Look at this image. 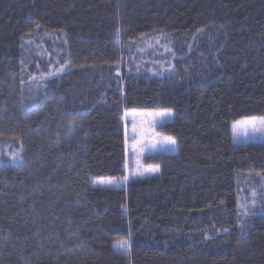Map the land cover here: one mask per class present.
Listing matches in <instances>:
<instances>
[{
  "label": "trees",
  "instance_id": "obj_1",
  "mask_svg": "<svg viewBox=\"0 0 264 264\" xmlns=\"http://www.w3.org/2000/svg\"><path fill=\"white\" fill-rule=\"evenodd\" d=\"M160 36L176 71L127 69L131 45ZM51 37L63 69L36 92L27 67ZM128 110L174 111L160 129L179 151L148 158L159 175L97 187L126 175ZM252 117L264 0H0V139L23 144L0 163V264H264V195L241 210L264 141L232 132Z\"/></svg>",
  "mask_w": 264,
  "mask_h": 264
},
{
  "label": "rangeland",
  "instance_id": "obj_2",
  "mask_svg": "<svg viewBox=\"0 0 264 264\" xmlns=\"http://www.w3.org/2000/svg\"><path fill=\"white\" fill-rule=\"evenodd\" d=\"M63 45L62 41H58L56 37H51L50 39H43L41 40L40 44L37 46L42 50L43 53H40L41 60L38 58L31 59L27 67V72L31 76L33 87L32 90L38 91L40 89V85L42 84L43 80H47L48 78L58 75L61 72V68L63 69V65L61 60L64 58V51L60 46ZM170 44L167 43L166 39H163V36L160 37H151V38H144L139 42L133 43L129 49V56L126 60L127 69L133 70V68H137L135 72H146L149 75L155 76H166L170 75L176 71L177 67V59L178 57L175 55L173 48H170ZM131 50V51H130ZM52 51L53 53H50ZM42 54V55H41ZM37 55V54H36ZM30 58L32 57V53L29 54ZM37 61L36 65V72L32 73V65L34 61ZM52 73L53 75H49ZM169 111L171 114L166 115L162 118H158L155 130L157 133L162 135H168L165 132L161 131V127L173 121L174 119V111L172 110H128L125 112H136V113H143V112H166ZM124 112V113H125ZM257 118L256 123L259 126V118ZM248 118H244L238 120L236 122H243L246 121ZM123 120L125 123V127L128 130V143H127V162H126V175L130 178L128 181L137 178H144V177H151L155 175H159L161 173V167L159 173L155 174H146L144 176H135L133 172L135 170V161L136 157L132 153L129 145L132 143V124H131V116L125 118L123 115ZM236 122H233L236 123ZM232 124V126H233ZM233 141L235 144L241 143H249V142H263L264 141V134L256 133L253 135L251 132L250 126L247 129V134L245 131L244 124H237L236 131H233ZM171 136V135H168ZM179 151V144L175 146L170 144H157L154 150H149L144 153L143 157L141 158V163L144 166L149 164L156 165L154 163L148 162V158L156 156L158 154H177ZM19 154L21 159L12 162V157L15 154ZM22 153H23V144L20 140H10V139H0V163H5L8 161L9 164H17L22 160ZM100 179V178H99ZM98 180V179H95ZM117 183L112 184H102V183H94L97 187H105V188H115L119 187L128 181H124L121 179H116ZM252 192L249 198H245L243 202L245 205L241 209L243 216H246L244 213L247 212V215L251 213V209L253 210L259 199H261V195H264V177H261L259 180L254 179L253 184L250 187ZM255 193V196L253 195ZM255 199V206H253V200ZM249 206V207H248ZM119 248V247H118ZM120 249V248H119Z\"/></svg>",
  "mask_w": 264,
  "mask_h": 264
},
{
  "label": "snow or ice",
  "instance_id": "obj_3",
  "mask_svg": "<svg viewBox=\"0 0 264 264\" xmlns=\"http://www.w3.org/2000/svg\"><path fill=\"white\" fill-rule=\"evenodd\" d=\"M62 71V68H61ZM49 75H53L50 73ZM119 75V73H117ZM171 113L169 111L166 112H143V113H136V112H125L124 116L125 118L131 116V124L132 128L131 131L133 133L131 139L132 143L129 145V148L131 149L132 153L136 157L135 161V170L133 172V175L135 176H144L146 174H155L159 173L160 171V165H152L149 164L147 166H144L141 163V158L143 157L144 153L149 150H154L157 146V144H170L175 146L177 144V140L173 136L168 135H162L160 133H157L155 130V125L158 118H162L166 115H170ZM257 118L252 117L248 118L246 121L243 122H236L233 124L232 128L233 131H236L237 124H244L245 131L247 134V129L250 126L251 132L253 135L256 133H262L264 134V117L259 118V126L256 123ZM127 135L128 130H125V136L127 141ZM21 159L19 154H15L12 157V162L15 163L16 160ZM127 167V165H126ZM129 176L125 175L122 177L124 181L129 180ZM93 183H102V184H116L117 180L115 178H100L98 180H94ZM255 196V193L253 194ZM253 206H255V199L253 200ZM244 207V206H242ZM247 215V212L244 213ZM241 229H243L244 225H240ZM227 231V230H225ZM117 247H119L122 252L128 253L130 251V242L128 239H121L116 242Z\"/></svg>",
  "mask_w": 264,
  "mask_h": 264
}]
</instances>
